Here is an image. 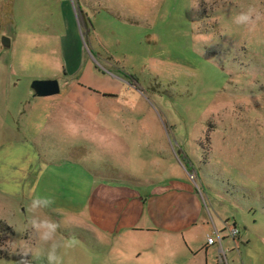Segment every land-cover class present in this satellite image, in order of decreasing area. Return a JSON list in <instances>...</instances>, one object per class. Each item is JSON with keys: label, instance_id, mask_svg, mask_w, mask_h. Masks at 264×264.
<instances>
[{"label": "rangeland", "instance_id": "374dc122", "mask_svg": "<svg viewBox=\"0 0 264 264\" xmlns=\"http://www.w3.org/2000/svg\"><path fill=\"white\" fill-rule=\"evenodd\" d=\"M253 3L260 19L235 25ZM53 78L60 93L34 95L33 80ZM91 133L108 156L73 149ZM85 158L119 184L95 188L86 214L31 184L49 168L78 199L70 167ZM179 179L200 188L208 229L216 212L222 236L236 225L250 239L230 264H264V0H0V220L12 228L0 264H47L30 224L36 196L54 201L38 214L60 224L57 239L75 241L59 249L63 264H203L136 197L141 181L155 194Z\"/></svg>", "mask_w": 264, "mask_h": 264}, {"label": "crops", "instance_id": "0c3cea01", "mask_svg": "<svg viewBox=\"0 0 264 264\" xmlns=\"http://www.w3.org/2000/svg\"><path fill=\"white\" fill-rule=\"evenodd\" d=\"M64 74L66 75L67 73ZM47 137H43L44 138L43 141H45V143L47 144L48 143L50 144L49 139H51L50 138L51 135L49 138ZM112 137H114V135L111 134L110 138ZM102 138L105 137L104 136L98 137L97 133H91L88 138H84L82 142H80L79 144L73 143L71 144V146L75 147L73 148L74 150L79 149L80 152H85L88 155H91L90 153L99 155V153H103L104 151L108 156L109 153L111 152L107 150L105 151L103 149ZM43 146L47 149L52 150V148H50L52 147V145H50L49 147L48 145L43 144ZM90 147L91 148L93 147L95 151H92ZM180 154L182 157H186L183 152ZM53 160H55V158ZM53 160H50L49 163L51 164ZM88 160H89L88 158H85V160H83L82 162H80V160H77L76 163L72 164L70 167V171L72 173L71 174L72 181H75L77 183L76 187L80 190V193L77 194L78 199L75 197L73 193L70 196H68L66 193L56 190L55 186L52 184V182L55 183L56 180L53 179L52 175H50L52 177V182H51L48 179L47 175H45V173H42V171L47 172V174L51 173L49 168L39 169V171L37 172L36 175H34V177L31 176V182H32L31 184L36 188L38 192H40L43 189L42 191H48L49 193H54V195L57 194L58 197L63 198L62 199L63 201L71 198V204H70V207L72 208L71 211L77 214H86L87 213L86 204L89 201L88 196L90 195V193L93 192L95 188H97L103 182H107V184L112 185L113 188L119 185L118 183H116L115 180L109 178V176L105 174V173H109V171L101 172L99 168L97 167L93 168L92 166L89 165ZM103 164L106 167L112 168V170H114V168H117L114 167L112 164L108 163L107 161H104ZM189 165L190 168L187 169L188 170L187 173L189 177L192 174L200 177L199 173L196 171L193 164L190 163ZM117 169L120 170L119 168ZM112 173H114V171L111 172V174ZM29 176L30 174L28 176L26 175L24 179H28ZM18 180L21 181V178ZM8 181L9 180L6 179L5 176V178H3V183L6 184V182ZM184 182L185 181H183L182 179H179L175 181V183L178 184L177 187H173V189L171 190L165 189L155 194H152L150 190L151 182L149 183L148 181H141L138 186L140 195L136 197L143 200L144 204L147 206L151 214V217L162 216L164 219L162 225L165 227V229L171 232V234H174L175 236L179 237V239H181L182 237V240L185 245H188L190 249H195L194 256L200 255L202 257L203 264H208V256L210 255L211 256L216 255L217 264H230L229 253L233 249L240 246L241 244L247 245V243H250V239L247 238L246 236L241 235L240 231L237 236L238 238H236V240L232 239L231 237L226 236V231L224 229V232L222 230L224 237L220 241V243L217 241L211 245L207 244V234L210 235L214 229L221 230L224 227L226 228L225 225L226 221L222 222L221 218L219 219V215L216 214V212H214V214L212 215L213 219L211 218L213 227L208 229V227H206L207 223L204 220H202L203 209L201 207V200L198 197L199 194L197 193V192H201L200 188L198 187L197 189L193 188L196 182L195 180L194 181L192 180V181H188L189 183H187L188 184L187 190L184 191L180 186ZM42 185H44V188L42 187ZM82 192L85 193V196L81 195ZM111 197L117 198V195L113 194ZM54 198L57 199L56 196H54ZM81 200H83L84 202H82V204L80 205L79 201ZM135 203L136 200L132 199L126 204L127 213L133 212L130 211V206L128 205L133 204L135 207H137ZM161 203H164L165 206L162 210H159L161 208ZM146 228L150 229V227H146ZM199 236H202V239L198 240ZM239 238L240 240H238Z\"/></svg>", "mask_w": 264, "mask_h": 264}, {"label": "clouds", "instance_id": "9594fccd", "mask_svg": "<svg viewBox=\"0 0 264 264\" xmlns=\"http://www.w3.org/2000/svg\"><path fill=\"white\" fill-rule=\"evenodd\" d=\"M261 15L262 13L259 11V8L253 3L237 12L233 16L232 22L237 26L248 27L254 25ZM53 203V199L47 196L34 197L30 204V210L34 213L30 224L38 240L48 246L45 257L47 264H63L62 257L59 255V249L71 247L75 241L63 242L57 239L60 224L47 215L41 216L38 214L42 209L50 207Z\"/></svg>", "mask_w": 264, "mask_h": 264}, {"label": "water", "instance_id": "95a60500", "mask_svg": "<svg viewBox=\"0 0 264 264\" xmlns=\"http://www.w3.org/2000/svg\"><path fill=\"white\" fill-rule=\"evenodd\" d=\"M1 42L4 46L10 47L11 40L3 36ZM31 88L35 96H49L60 92V85L57 79H36L31 83Z\"/></svg>", "mask_w": 264, "mask_h": 264}, {"label": "built area", "instance_id": "2783aa9c", "mask_svg": "<svg viewBox=\"0 0 264 264\" xmlns=\"http://www.w3.org/2000/svg\"><path fill=\"white\" fill-rule=\"evenodd\" d=\"M238 234H239L238 228H236L235 226H232V228L229 230V234L226 236L234 238ZM223 237L224 236H222L221 231L214 229L213 232L207 236V244L211 245L217 241L220 243V241L223 239Z\"/></svg>", "mask_w": 264, "mask_h": 264}, {"label": "trees", "instance_id": "16d2710c", "mask_svg": "<svg viewBox=\"0 0 264 264\" xmlns=\"http://www.w3.org/2000/svg\"><path fill=\"white\" fill-rule=\"evenodd\" d=\"M186 167H187V169H189L190 168L189 164ZM1 232H12V228L0 220V233Z\"/></svg>", "mask_w": 264, "mask_h": 264}]
</instances>
